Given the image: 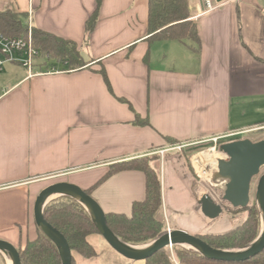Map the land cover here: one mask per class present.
Wrapping results in <instances>:
<instances>
[{
  "label": "crops",
  "instance_id": "obj_1",
  "mask_svg": "<svg viewBox=\"0 0 264 264\" xmlns=\"http://www.w3.org/2000/svg\"><path fill=\"white\" fill-rule=\"evenodd\" d=\"M96 8V0H0V11L24 13L26 22L32 13L33 28L75 42L89 63L63 71L50 61L43 71L39 60L31 76L17 65L0 74V241L16 248L22 236H36L35 203L43 190L63 182L85 191L111 165L145 156L157 157L158 215L166 221L185 209L190 217L197 210L189 200L194 184L183 183L184 154L212 137L264 127V4L240 0L199 17L198 41L186 48L180 45L187 40H146L148 0H102L86 36ZM136 115L149 125H135ZM166 139L190 147L161 158ZM145 192L144 174L128 171L91 197L104 214L129 215ZM88 241L97 256L74 254L75 264H144L117 258L101 235Z\"/></svg>",
  "mask_w": 264,
  "mask_h": 264
},
{
  "label": "trees",
  "instance_id": "obj_2",
  "mask_svg": "<svg viewBox=\"0 0 264 264\" xmlns=\"http://www.w3.org/2000/svg\"><path fill=\"white\" fill-rule=\"evenodd\" d=\"M97 8L88 18L85 25L86 36L95 29L102 0H96ZM191 16L188 0H148V38L149 43L157 41H198L195 24L189 21ZM0 33L8 37H26L28 26L26 14L10 9L0 11ZM33 41L39 51L42 68L50 69L48 62L62 65L63 71H76L89 67L80 53L78 45L37 28L32 29ZM99 73L104 78L108 90L112 92L110 82L103 66ZM125 102V100L120 99ZM135 125H149L136 115ZM263 131V130H261ZM260 132V131H259ZM257 133V132H256ZM239 140L233 139L228 142ZM168 145L178 144L175 140L166 139ZM205 147V146H203ZM203 147L196 148L195 151ZM198 149V150H197ZM156 156H145L111 165L108 172L90 189L85 192L91 196L108 178L122 172L139 171L146 179L145 198L132 204L129 215L124 213L105 214L110 231L121 241L132 246L151 244L167 233L164 220L158 215L162 209V185L160 177L152 166ZM246 214L245 220L238 226L223 233H203L197 237L216 250H238L253 243L260 235L261 214L256 201L246 209H236L232 214ZM44 220L56 229L66 239L73 255L85 259L97 256L96 249L88 241L94 234L101 235L88 210L78 201L69 196H60L50 201L43 209ZM21 264H62L61 254L55 242L39 227L36 236L29 239L21 238L17 248ZM174 258L178 264H264V251L245 262H219L207 258L198 252L180 246H174ZM0 264H7L0 254ZM144 264H175L170 260L168 250H161L144 261Z\"/></svg>",
  "mask_w": 264,
  "mask_h": 264
},
{
  "label": "water",
  "instance_id": "obj_3",
  "mask_svg": "<svg viewBox=\"0 0 264 264\" xmlns=\"http://www.w3.org/2000/svg\"><path fill=\"white\" fill-rule=\"evenodd\" d=\"M216 1L221 3L225 0ZM220 150L226 155V159L218 161L214 179L215 181L222 180L226 183L223 201L230 204L234 209H246L251 203L252 182L261 174V170L264 167V139L258 142H253L250 139L236 140L222 144ZM55 194L69 196L81 203L92 216L100 230L101 236L107 244L116 253L130 261L144 262L161 250L169 249L176 245H187L190 249L207 258L230 263L249 261L264 251L263 228L259 237L252 244L243 248V252L234 256H229L225 253L237 250H216L199 237L184 231H168L160 239L147 245L150 248L146 252H136L116 242L115 238L118 237L110 231L103 210L90 195L78 186L60 182L49 186L39 194L35 203V220L38 227L58 246L62 264H72V251L64 236L48 224L43 217V209L48 204H44L46 198ZM189 200L194 210H199L205 218L211 221L218 219L224 212L223 207L198 185L192 187ZM257 205L262 217V213H264V173L261 175L257 187ZM129 246L134 248L139 247ZM2 251L11 253L14 264H21L19 252L12 244L0 241V252Z\"/></svg>",
  "mask_w": 264,
  "mask_h": 264
},
{
  "label": "rangeland",
  "instance_id": "obj_4",
  "mask_svg": "<svg viewBox=\"0 0 264 264\" xmlns=\"http://www.w3.org/2000/svg\"><path fill=\"white\" fill-rule=\"evenodd\" d=\"M260 3L264 4V0H258ZM191 13V12H190ZM194 23V22H193ZM192 41L191 40H187L183 43H181L182 45H180L182 48H186L185 45H192ZM188 50V49H187ZM188 52V51H187ZM22 67H17L16 69L19 70L20 72H23V70L21 69ZM0 80H2V77H0ZM243 139H250L253 142H258L260 140L264 139V130L257 132V133H252V134H247L244 135L242 137H239V140H243ZM230 140H224L222 141V143L220 145H222L223 143H227ZM210 148L209 146L203 147L202 149H197L198 151H193L192 153H187L184 154L183 156V171L185 173V177L183 178V183H192L194 185H198L203 191L207 192L210 196H212L214 198V200L220 204L223 209L224 212L223 214L216 220L211 221L209 219H205V218H201V212L199 210L193 211V213H190L189 216L187 217L188 213H186L185 209L183 210V214L180 216H176L173 217L171 214L168 215V220L165 221V226L168 231H184L187 233H190L194 236H197V234H203V233H223L225 231H228L238 225H240L246 218V214H237L234 215L232 214L234 209L230 204L226 203L223 201V196L226 192V183L224 181H215L214 177H215V173L216 171L212 172L210 174V178L209 179H204L203 177L200 176V174L197 173V171L194 168V157L197 156L198 154H201L203 152L208 151ZM175 151L172 153V156L177 157V155H175ZM211 154H215V153H211ZM217 155V154H216ZM215 157H218L216 156ZM217 159V158H216ZM213 161V159L211 160ZM208 163H210L208 161ZM264 173V167L261 170V174L256 177L253 182H252V187H251V203L256 201L257 203V187L260 181V177L261 175ZM60 196H58L57 198H59ZM166 207H169V204H166ZM180 219V220H179ZM263 229V223H262V217H261V229H260V234L262 232ZM252 244V243H251ZM146 245H150V244H146ZM146 245H140V246H146ZM108 246L107 248H109V250L111 252H115L108 244L106 245ZM180 247H183L185 249L188 250H193L190 249L189 247L186 246H181V245H177ZM174 246L172 248L167 249L168 250V254L170 256V259L173 262V257H174V250H173ZM238 250H242V249H238ZM237 250V251H238ZM195 251V250H193ZM196 252V251H195ZM0 254L2 256L5 257L7 264H9V261L7 259V257L0 252ZM117 254V258L121 259V260H125L124 257H122L121 255H119L118 253H114ZM174 263V262H173ZM177 263V261H176ZM178 264V263H177Z\"/></svg>",
  "mask_w": 264,
  "mask_h": 264
},
{
  "label": "built area",
  "instance_id": "obj_5",
  "mask_svg": "<svg viewBox=\"0 0 264 264\" xmlns=\"http://www.w3.org/2000/svg\"><path fill=\"white\" fill-rule=\"evenodd\" d=\"M239 1L240 0H225L221 3H218L216 0H188L189 9L192 11L197 10L198 12L196 15L190 16L189 21L194 22L199 17L214 12L222 8L226 4L237 3ZM28 19L29 21L26 22L28 26V34L26 37H8L0 33V74L5 71L8 65L20 66L24 70H26L30 76L34 74V70L36 69L37 63L39 61L40 53L36 49L33 41L32 13H29ZM51 71L54 70L52 69ZM261 130H264V127L254 128L245 132H229L224 135L215 136L206 140L204 142V145L205 147L210 145L208 151H210L211 153L220 154L216 159L218 163L219 160L226 159V155L223 154V152L220 150V144L222 143V141L237 139L244 135L256 133ZM188 147L190 146L183 143L175 144L173 146H169L167 149L165 148L164 150L157 152V154H159L161 158H163L164 155L168 152H183ZM173 262L177 264L174 257Z\"/></svg>",
  "mask_w": 264,
  "mask_h": 264
},
{
  "label": "bare ground",
  "instance_id": "obj_6",
  "mask_svg": "<svg viewBox=\"0 0 264 264\" xmlns=\"http://www.w3.org/2000/svg\"><path fill=\"white\" fill-rule=\"evenodd\" d=\"M217 153L215 154H211L210 151H206L203 152L201 154H198L197 156L194 157L193 161H194V168L197 171L198 174H200L201 177H203L204 179H209L210 178V174L214 171H217V167H218V163L215 157ZM220 154H217L216 156H219ZM213 159V161H211ZM208 161L210 163H208ZM58 196L60 195H51L49 197L46 198L44 204L49 203L50 201L56 199ZM262 223H263V228H264V213H262ZM94 218L96 219V217L94 216ZM116 242L126 248H130L136 252L139 253H143L146 252L150 246H139V247H130L129 245L125 244L123 241L119 240L118 238H115ZM186 247H189L187 245H185ZM244 250H238V251H233V252H227L225 254L229 255V256H234L236 254H239L241 252H243ZM2 253L7 257L9 264H14L13 263V258L10 252L8 251H2Z\"/></svg>",
  "mask_w": 264,
  "mask_h": 264
}]
</instances>
